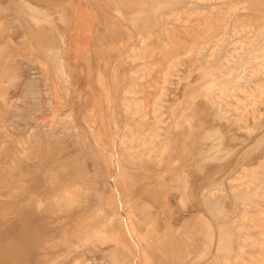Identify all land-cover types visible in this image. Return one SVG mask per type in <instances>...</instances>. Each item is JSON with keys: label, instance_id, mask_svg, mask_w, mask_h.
Returning a JSON list of instances; mask_svg holds the SVG:
<instances>
[{"label": "rangeland", "instance_id": "374dc122", "mask_svg": "<svg viewBox=\"0 0 264 264\" xmlns=\"http://www.w3.org/2000/svg\"><path fill=\"white\" fill-rule=\"evenodd\" d=\"M83 1L0 0V264H264V0Z\"/></svg>", "mask_w": 264, "mask_h": 264}, {"label": "crops", "instance_id": "0c3cea01", "mask_svg": "<svg viewBox=\"0 0 264 264\" xmlns=\"http://www.w3.org/2000/svg\"><path fill=\"white\" fill-rule=\"evenodd\" d=\"M44 6V5H43ZM77 10L82 11L84 14V19L89 22V26L87 30L89 31V34H87V41L86 44L89 52L86 56H79V53H77L76 50H74V46H76V42L78 39L84 37V36H76L75 30H76V23H74L72 20L75 18V13ZM65 14L67 18L71 21L68 22L65 33L67 36V64L70 66L69 69L72 70H86V69H94V68H85L82 67L85 62L88 60L89 53L91 52V48L94 46V37H95V30H96V24L94 21V14L93 10L90 8V5L85 3L83 0H69L68 6L65 9ZM12 37V36H11ZM82 54L84 51L81 52ZM81 54V55H82ZM91 64V63H90Z\"/></svg>", "mask_w": 264, "mask_h": 264}, {"label": "bare ground", "instance_id": "6f19581e", "mask_svg": "<svg viewBox=\"0 0 264 264\" xmlns=\"http://www.w3.org/2000/svg\"><path fill=\"white\" fill-rule=\"evenodd\" d=\"M127 2H128V1H127ZM118 3H119V2H118ZM120 3H121V2H120ZM121 4L124 5V3H121ZM121 4H120V5H121ZM115 5H116V3H115ZM111 6H112V5H111ZM117 6H118V5H117ZM124 6L126 7L127 5L125 4ZM121 7H122V5H121ZM123 8H124V7H123ZM115 9H116V8H115ZM123 11H124V10H123ZM116 13H117V12H116ZM130 18H131V17H130ZM230 34H231V33H230ZM117 69H118V68H117ZM62 70H63V69H62ZM62 74H63V73H62ZM65 78H66V77H65ZM63 79H64V78H63ZM200 91H201V90H200ZM200 91H199V92H200ZM194 92H195V91H194ZM202 93H203V92H202ZM112 96H113V95H112ZM112 98H113V97H112ZM219 104H220V103H219ZM203 110H204V109H203ZM203 114H205V113H203ZM217 115H218V114H217ZM183 118H184V117H183ZM168 126H169V125H168ZM203 127H204V126H203ZM200 128H201V127H200ZM205 133H206V132H205ZM99 141H100V140H99ZM260 142H261V141H260ZM250 144H251V143H250ZM240 148H241V147H240ZM112 149H113V148H112ZM117 156H118V155H117ZM167 158H168V157H167ZM116 159H117V158H116ZM118 160H120L119 157H118ZM118 162H119V161H118ZM169 163H170V162H169ZM246 163H247V162H246ZM238 165H239V164H238ZM166 166H168V165H166ZM120 167H121V166H120ZM120 167H119V168H120ZM119 168H118V169H119ZM163 168H164V167H163ZM116 170H117V169H116ZM122 170H124V169H122ZM263 172H264V171H263ZM120 173H121V172H120ZM123 173H124V172H123ZM167 173H168V171H167ZM116 174H117V173H116ZM171 177H172V176H171ZM172 179H173V178H172ZM160 180H161V179H160ZM163 181H164V180H163ZM110 182H111V181H110ZM233 183H234V182H233ZM111 184H112V182H111ZM115 185H116V184H115ZM112 187H113V189L116 190V187H117V186L114 187V185H112ZM209 188H210V187H209ZM214 189H215V188H214ZM167 190H168V189H167ZM245 190H246V189H245ZM116 192H117V190H116ZM168 192H169V191H168ZM247 193H248V192H247ZM207 194H208V193H207ZM236 194H237V193H236ZM168 195H169V194H168ZM236 196H237V195H236ZM180 197H181V196H180ZM216 197H217V196H216ZM238 197H239V196H238ZM202 199H203V198H202ZM210 199H211V198H210ZM230 199H231V198H230ZM117 202H118V201H117ZM120 202H121V201H120ZM231 203H232V202H231ZM168 206H169V205H168ZM125 210H126V209H125ZM125 210H124V211H125ZM128 210H130V209H128ZM218 210H219V209H218ZM202 211H203V210H202ZM223 212H224V211H223ZM125 213H126V212H125ZM122 215H123V214H122ZM124 215H125V214H124ZM241 215H242V214H241ZM226 216H227V215H226ZM126 218H127V217H126ZM109 221H111V219H110ZM132 222H133V221H132ZM108 223H109V222H108ZM112 223H113V222H112ZM126 223H127V222H126ZM126 223H125V224H126ZM129 223H130V222H129ZM133 224H134V223H133ZM126 225H127V224H126ZM128 226H130V225H128ZM127 228H128V227H127ZM130 228H133V227H130ZM180 229H181V228H180ZM128 230H129V229H128ZM128 232H129V231H128ZM207 232H208V231H207ZM209 232H210V231H209ZM204 235H205V232H204ZM211 235H212V234H211ZM213 238H214V237H213ZM210 239H212V238H210ZM208 241H209V240H208ZM209 248H210V247H209ZM204 249H205V248H204ZM206 249H207V248H206ZM206 249H205V250H206ZM203 251H204V250H203ZM202 253H204V252H202ZM134 264H135V263H134Z\"/></svg>", "mask_w": 264, "mask_h": 264}]
</instances>
